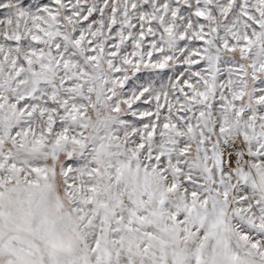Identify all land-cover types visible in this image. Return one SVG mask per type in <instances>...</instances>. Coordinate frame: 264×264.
Returning a JSON list of instances; mask_svg holds the SVG:
<instances>
[{"label":"snow or ice","instance_id":"6c2138e0","mask_svg":"<svg viewBox=\"0 0 264 264\" xmlns=\"http://www.w3.org/2000/svg\"><path fill=\"white\" fill-rule=\"evenodd\" d=\"M0 264H264V0H0Z\"/></svg>","mask_w":264,"mask_h":264}]
</instances>
